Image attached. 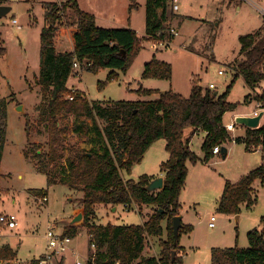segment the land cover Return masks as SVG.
I'll return each instance as SVG.
<instances>
[{
  "label": "rangeland",
  "instance_id": "obj_1",
  "mask_svg": "<svg viewBox=\"0 0 264 264\" xmlns=\"http://www.w3.org/2000/svg\"><path fill=\"white\" fill-rule=\"evenodd\" d=\"M66 1L7 0L0 4L11 6V10L0 17V42L8 47V52L0 56V98L9 100L8 139L1 163V170L5 175L0 187V215L13 213L18 219L15 229L2 222L0 226L3 227L2 239L18 249V257L22 261H28L46 250L47 239L44 234L48 222H58L59 232H66V228L71 225L83 230L74 238L72 251L65 254V264H75L77 259L85 260L93 251L88 250L90 243L87 227L83 225L84 218L70 223L75 217L72 215L73 209L82 204L83 193L65 184L49 186L47 174L34 165V160L27 161L23 151L25 146L31 156L34 154V149L27 143L28 115L34 128L33 132L38 131L31 140L41 144L42 151H48L46 124H38L40 116L37 110L42 101V88L38 82L40 34L45 25V5ZM77 2L83 11L95 16L99 26L130 27L138 34L146 32L147 0ZM180 6L181 32L174 38L172 45L163 50H155L151 46V40L143 34L140 40L142 48L126 70H113L108 67L97 71L83 69L82 73L71 75L68 87L79 89L91 100L146 101L155 100L163 91L170 89L189 97L193 81L201 83L202 78L205 88L209 87V82H215L220 93L229 88L228 97L236 106L225 113V126L231 122L235 123L234 117L238 114L253 115L258 109L255 97L264 92V79L257 87L251 88L242 76L234 78L233 64L242 58L240 36L255 32L264 23V0H181ZM13 19H16V22ZM176 27L178 28V25ZM69 45L70 43H66L67 47ZM153 57L172 65L171 79L144 77L145 64ZM220 68L225 70V74L218 73ZM246 96L250 97L249 101L245 100ZM18 105L23 106L22 111H17ZM61 121L63 126H67L63 132L64 156L53 166L54 173H58L66 163L72 144L81 143L88 149H100L104 145L95 133H74L72 128L79 122L75 114H65ZM87 122L92 123L89 119ZM263 122L264 115L260 124ZM236 126L235 130L229 131L232 140L223 145L228 148L226 158L222 153H213L206 160L202 148L205 135L201 131L192 137L190 146L199 160H187L186 183L180 194V215L184 216L182 223L186 228H182L179 233L180 247L175 250V254L182 255V264H212L213 248L249 247L248 233L263 225L264 180L256 179L252 184L254 206L247 207L242 204L238 213L218 210L226 182L238 181L264 160L262 146H251L250 148H254L251 150L246 142L235 141L234 138L240 132L241 137H246L248 128L237 124ZM94 137L100 142L92 143L91 138ZM168 158L166 140L160 138L130 170L122 169V175L125 179L134 180H139L145 174L153 176L162 172V164ZM36 189H47V202L42 204L37 200L42 194H35ZM134 207L127 209L120 204L117 210L113 211L111 206L101 204L98 206L95 221L100 224H141L146 217L142 216L137 205ZM80 210L83 212V209L79 208L76 213ZM141 210L147 214L153 212L152 206L148 205H143ZM212 216L216 217L214 227L209 224ZM188 226L192 227L191 230L187 229ZM162 237L168 238L166 229ZM144 253L160 257V238L149 237ZM59 259L55 264L59 263Z\"/></svg>",
  "mask_w": 264,
  "mask_h": 264
},
{
  "label": "trees",
  "instance_id": "obj_2",
  "mask_svg": "<svg viewBox=\"0 0 264 264\" xmlns=\"http://www.w3.org/2000/svg\"><path fill=\"white\" fill-rule=\"evenodd\" d=\"M4 2L7 0H0V4ZM169 7V0H147L148 36H156L159 32L161 36L168 35L170 25L166 26V21L174 16ZM64 27L71 32L73 49L58 51L57 39ZM140 40L141 36L133 28L97 25L95 16L83 11L77 0L47 3L45 25L40 34L38 82L42 88V101L37 110L40 116L38 124H46L48 151H42L41 144L31 141L34 128L28 115L27 143L34 149V154L31 156L27 150L24 153L25 157L34 160L40 171L47 174L49 186L65 184L83 193V225L90 236V248L95 244L97 263L182 264V255L174 254L180 245L174 236L173 217L181 214L180 194L186 183V162L199 160L190 142L197 131L206 133L202 144L206 160L214 153L215 146L228 144L232 136L223 117L234 109L236 103L228 97L229 88L215 94L217 89L205 88L198 81H193L189 97L170 89L157 99L146 101L91 100L79 89L68 87L76 61L82 64L84 70L97 71L103 67L126 70L142 48ZM240 42L242 58L233 64L234 78L242 76L248 86L255 88L264 79V23L255 32L241 35ZM7 52L8 47L0 42V56ZM172 75V65L166 61L153 57L145 64L144 77L171 79ZM70 94H74L73 99L69 98ZM255 99L264 108V92ZM245 100L249 101L250 97L246 96ZM8 106L9 100L0 98V180L3 176L1 161L7 143ZM69 113L79 118L72 128L74 133H95L104 145L100 149H88L81 143L72 144L66 163L58 173H54L53 166L64 156L63 132L67 126H63L61 117ZM88 119L92 123H88ZM97 137L91 138V142H100ZM160 138L166 140L169 152V158L161 169L165 175L164 187L150 191L147 187L153 176L145 174L139 180L125 179L122 169L130 170ZM234 139L246 142L251 150H254L251 146L264 148V122L258 128H246V137L236 136ZM256 179L264 180V160L238 181L226 182L218 210L238 213L242 204L254 206L252 184ZM35 191V194H48L47 189ZM101 204L111 207L122 204L127 209L137 205L146 218L141 224L96 223L92 218L96 207ZM143 205L152 206L153 212L142 213ZM166 218L168 238H160V257L146 255L144 251L148 238L164 234L162 221ZM262 223L261 228H254L248 233L249 247L213 248L212 264H264V217ZM182 228L186 227L182 225L180 231ZM77 232L78 227L71 225L66 228L65 235L72 237ZM16 256L10 245L0 248V263L12 261ZM39 262L40 258L27 264Z\"/></svg>",
  "mask_w": 264,
  "mask_h": 264
},
{
  "label": "built area",
  "instance_id": "obj_3",
  "mask_svg": "<svg viewBox=\"0 0 264 264\" xmlns=\"http://www.w3.org/2000/svg\"><path fill=\"white\" fill-rule=\"evenodd\" d=\"M180 1L181 0H169L170 8L173 12H178L180 10ZM14 22H16V19H13ZM179 34V29L176 26H171L168 29V35L161 36V33L159 32L156 36H148L151 46L155 50H163L170 45H172L173 39ZM85 64L87 61L84 62ZM75 72L74 74H77L78 72L82 73V64L79 61H76L74 63ZM218 73L220 75L225 74V70L223 68H220ZM209 88L211 89H217V84L215 82L209 83ZM74 91V90H73ZM70 99L74 98V94L69 95ZM258 109L254 111L253 115L259 114L260 110H264L262 107V103L258 102L257 104ZM263 119V117H262ZM262 122V120H261ZM236 123L231 122L226 124V129L228 131H233L236 129ZM222 145H217L214 147L213 152L214 153H221ZM37 200L40 203H45L48 201L47 195H42L41 197L37 198ZM215 220L216 217L212 216L210 221V226H215ZM0 222L5 223L8 227L14 228L18 226V220L17 216L13 213L11 214H1L0 215ZM58 225L56 222H48L47 231H46V239H47V248L45 252L43 253L42 257H40V264H55L58 258L59 261L62 259V256L65 255L68 251H72V242L73 238L69 235H65V232H59ZM92 252L89 254L88 257H85V260H79L77 259L75 264H99L96 262V247L95 244H92ZM58 261V262H59ZM59 264V263H58ZM106 264H112L111 262H107ZM115 264H120L119 261H116Z\"/></svg>",
  "mask_w": 264,
  "mask_h": 264
},
{
  "label": "crops",
  "instance_id": "obj_4",
  "mask_svg": "<svg viewBox=\"0 0 264 264\" xmlns=\"http://www.w3.org/2000/svg\"><path fill=\"white\" fill-rule=\"evenodd\" d=\"M181 8V7H180ZM169 9H170V11H172L171 10V8L169 7ZM160 12H161V10H159ZM173 14H174V16H172V17H169L168 19H167V21H166V24H168V25H171L172 24V26H177L178 25V29H179V31H180V29H181V24L180 23H182V19H181V14H180V10L178 11V12H173ZM181 32V31H180ZM138 33V32H137ZM146 35V36H148L147 34H146V32L145 33H142V34H139L140 36L141 35ZM174 40V39H173ZM66 43H70V45L67 47L66 46ZM181 44V43H180ZM182 44L184 45V43L182 42ZM73 49V44H72V40H71V32H70V30L68 29V28H66V27H64V28H62V30H61V34H60V36H59V38L57 39V50L58 51H65V50H72ZM210 83V82H209ZM201 84H202V78H201ZM218 93H220L219 91H218ZM9 109V108H8ZM245 130V129H244ZM202 130H200V131H197L196 133H199V132H201ZM203 132V134L204 135H206V133L204 132V131H202ZM244 132V131H243ZM35 133H38V131H35V132H31V139H32V137H33V135L35 136ZM238 136H242V132H240L239 134H238ZM204 138H205V136H204ZM7 139H8V137H7ZM32 141V140H31ZM203 141H204V139H203ZM32 142H34V141H32ZM191 143V142H190ZM23 151L25 152V146H24V149H23ZM4 152H5V149H4ZM3 156H4V153H3ZM24 156H25V153H24ZM2 159H3V157H2ZM25 159L27 160V161H29V162H32L31 161V159H29V158H27V157H25ZM1 163H2V161H1ZM35 165V164H34ZM1 169H2V167H1ZM1 172H2V170H1ZM2 174H3V176L5 175L3 172H2ZM3 176L1 177V180H0V187H1V183H2V179H3ZM154 176V178H156V177H160V176H162L163 178H165V175H164V173H163V171L162 172H158V173H156L155 175H153ZM54 185H57V184H54ZM69 187V186H68ZM34 190V189H33ZM47 196H48V194H47ZM99 206V205H98ZM98 206L96 207V214H95V218L93 217L92 218V221H94V222H96L95 220L97 219V211H98ZM79 208L81 209H83V204H81L80 203V206H79ZM78 207H76V208H74L73 209V211H72V215L73 216H75V215H77L78 213H80L81 212V210H80V212L78 211V213H76V211L79 209ZM133 208H135V207H133ZM112 210L113 211H116L117 210V206H115V209H114V207H112ZM182 219H184V216L182 215ZM18 220V219H17ZM183 221V220H182ZM144 222V221H143ZM142 222V223H143ZM58 223V222H57ZM71 223V222H70ZM96 223H98V222H96ZM167 224H168V218H166V219H164L163 221H162V225L164 226V228L167 230ZM58 225H60L59 223H58ZM47 226H48V223H47ZM212 227V226H211ZM214 227V226H213ZM10 228V227H9ZM15 228H17V226L16 227H14V228H12V229H15ZM62 228V227H61ZM62 229H64V228H62ZM2 230H3V227L2 226H0V248L2 247V246H4V245H10L12 248H13V250H15L16 251V253H17V256H16V258L14 259V260H12L11 262H13L14 264H27V263H29L31 260H33V259H38V258H40V257H42V255H43V253L45 252V250L44 251H41V252H39L38 254H36V255H34L30 260H28V261H22L19 257H18V249L15 247V246H13L10 242H8L7 240H5V239H2V234H1V232H2ZM65 230V229H64ZM63 231V230H62ZM81 231H83L80 227H78V232H77V234H75L74 236H72V238H73V240H74V238L76 237V235H78ZM84 231H86V230H84ZM64 232V231H63ZM87 233H88V230H87ZM44 236H46V232H45V234H44ZM163 236V235H162ZM159 237V238H163V237ZM88 237H89V240H90V236H89V234H88ZM150 237H152V236H150ZM156 237H158V236H156ZM90 243V242H89ZM88 243V244H89ZM88 250L91 252V250H92V248H90V246H88ZM88 252V251H87ZM65 259H66V255H64L63 257H62V260L60 261L61 263L60 264H65ZM76 262V261H75ZM1 263H3V262H1ZM0 263V264H1Z\"/></svg>",
  "mask_w": 264,
  "mask_h": 264
},
{
  "label": "water",
  "instance_id": "obj_5",
  "mask_svg": "<svg viewBox=\"0 0 264 264\" xmlns=\"http://www.w3.org/2000/svg\"><path fill=\"white\" fill-rule=\"evenodd\" d=\"M11 10V6L8 5H0V17L6 15L9 11ZM166 91H163V93H165ZM218 91L215 92V94H217ZM23 106L22 105H18L17 106V111H22ZM264 115V110L260 111L259 114L257 115H244V114H238L234 117L235 123L237 125H241V126H245L248 128H258L261 126V120L262 117ZM221 153L223 155L224 158H226L227 153H228V148L226 146H222L221 148ZM164 187V178L162 176L160 177H156L154 178L151 183L148 185V190L150 191H155V190H159L162 189ZM115 209V207H114ZM163 211V209H161V212ZM84 215L83 212L78 213L77 215H75V217L72 220V224L83 219ZM183 223H182V215H176L173 217V230H174V236L175 239L177 240L179 237V231L180 228L182 227ZM175 254V251H174ZM1 264H14L11 261H5Z\"/></svg>",
  "mask_w": 264,
  "mask_h": 264
}]
</instances>
